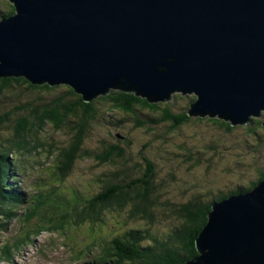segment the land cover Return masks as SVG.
Masks as SVG:
<instances>
[{
  "label": "water",
  "instance_id": "95a60500",
  "mask_svg": "<svg viewBox=\"0 0 264 264\" xmlns=\"http://www.w3.org/2000/svg\"><path fill=\"white\" fill-rule=\"evenodd\" d=\"M0 77L111 88L150 101L193 93L190 115L264 113V0H10ZM185 264H264V179L215 202Z\"/></svg>",
  "mask_w": 264,
  "mask_h": 264
},
{
  "label": "trees",
  "instance_id": "16d2710c",
  "mask_svg": "<svg viewBox=\"0 0 264 264\" xmlns=\"http://www.w3.org/2000/svg\"><path fill=\"white\" fill-rule=\"evenodd\" d=\"M8 3L10 9L4 16L15 11L14 4ZM185 95L189 102L182 106L168 99L150 101L135 91L111 88L87 101L67 84H34L22 76L0 77V229L19 216L18 210L22 206L28 209L25 212L27 235L47 230L70 234L74 228H82L87 223L89 229L95 231L108 222L103 216L106 211L126 210L125 219H143L147 225L126 227L120 233L100 240L99 244L104 246L103 253L95 255L90 264H185L198 255L195 241L208 221L213 203L251 190L264 179V170H257L256 178L247 183L238 182L232 187L225 186L224 180L217 183V177H213L209 170L214 167L213 158L218 156L214 150L218 147L210 142L206 149L197 148L187 140L189 135L185 136L184 132L186 128H198L202 123L225 133L238 126L218 116L190 115L189 108L196 97L190 93ZM113 114L120 119L110 118ZM127 123L131 124L132 136L135 130H142L147 135L154 131L153 139L156 141L174 134V142L180 140L173 144L174 156L177 159L182 157L180 163L189 171L202 165L206 153H212L213 157L204 164L207 170L202 185L199 182L186 184L180 191L181 202L166 200L161 191L167 184L162 179L158 180L161 173L155 160L144 152L132 160L129 151L120 143L123 139L126 145L130 144L129 133L128 136L119 133L115 140L110 137L100 140L97 146H88L93 127ZM48 126L53 133H66L67 142L58 144L52 133L43 134ZM240 126L245 127L246 134L257 133L264 130V120L254 116ZM196 138L192 136L193 140ZM165 139L163 142L167 143ZM214 140L220 146L221 142ZM151 144L147 141L143 147L149 148ZM38 150L54 157L53 163L46 188L27 200L12 180L22 171L26 158L30 159ZM78 159H93L99 164L115 166L113 172L96 178L102 184L93 195H85L83 189L74 188L75 184H67ZM216 165L220 166V159H216ZM222 171L229 177L233 175L230 167ZM170 173L177 183L176 172ZM241 173L243 175L245 171ZM67 185L71 186L70 194L65 193ZM37 220L39 222H34ZM161 221L167 222L164 232L154 230L155 224ZM25 240L30 239L26 236ZM25 240L20 236L14 247L23 245ZM4 245L3 254L12 253V244ZM90 251L93 253L92 249Z\"/></svg>",
  "mask_w": 264,
  "mask_h": 264
},
{
  "label": "rangeland",
  "instance_id": "374dc122",
  "mask_svg": "<svg viewBox=\"0 0 264 264\" xmlns=\"http://www.w3.org/2000/svg\"><path fill=\"white\" fill-rule=\"evenodd\" d=\"M8 2L11 3L10 0H0V12L2 14H5V12L10 9ZM1 18L2 17H0V19ZM180 94L182 93L174 92L171 99L168 100L181 104L182 106H187L189 99L185 94ZM190 95L194 94L190 93ZM113 116L114 114L112 117L110 116V118L115 120L120 119V116L119 118ZM260 117L264 120V113L261 114ZM130 126L131 124L129 125V123L117 126L112 124L95 126L92 129L90 140L87 144L89 147L97 146L102 139L111 137L115 140L119 133L121 136L123 134L128 136L129 133L130 137L128 136V138L131 140L130 144L126 145L123 139H119L121 141L120 143L129 151L132 160L137 159L140 152H144L148 157L155 160L157 170L161 173L158 180L162 179L167 184L161 191L162 197L166 200L181 202L180 191L186 184L191 182H199L201 184L205 179V171L207 170L205 162L213 157L212 153H206L203 156L202 165L189 171V168L180 163L182 157L177 159L174 156L175 147L173 144L180 141L174 142L172 139L174 134L168 135L166 139L159 138L155 141L153 139L154 131L147 135L143 133L142 130H135L132 136L130 134ZM236 126L238 127L233 131L225 133L215 127H208L205 123H202L198 125V128H195V126L192 128L188 127L184 132L185 136L189 135V139L186 137L187 140L192 141L194 145L196 144L197 148L206 149L210 142L218 147V149L214 150L215 155L218 156L213 158L214 167L209 170V173L213 175V177H217V183H222V180H224V185L229 187L236 186L238 182H250V180L256 178L257 170H264V130H259L257 133L246 134L244 126H240V124H236ZM52 131L53 129L51 126H48L43 134L52 133L58 144H65L67 142L68 136L66 133L63 131L53 133ZM114 134L116 136H114ZM193 135L197 136L194 140L192 139ZM164 139L167 143L163 142ZM214 139L221 142L220 146ZM147 141L152 142L151 147L144 148L143 145ZM222 152H224V156ZM32 155V159L26 158V162H24L21 167L22 171L17 173L16 179L12 180L18 192L24 193L27 198L36 195L39 190L46 188L45 183L49 177V172H51L50 170L54 158L50 155L47 156L44 150H38V152L35 154L32 153ZM216 159H220L219 167L216 165ZM130 164L131 162H129V165ZM245 166L248 167L244 168ZM226 167L233 169L232 177H229L226 173L223 174L222 169H226ZM215 169L217 170L215 171ZM114 170L115 166L112 164H99L93 159H78L75 162L72 172L68 176L67 184H75L74 188L78 190L83 189L84 191H80H83L85 195H93L102 184L101 181L98 182L96 178H100L102 174L113 172ZM242 170L245 171L243 175L242 173L240 174ZM170 171H175L178 175L177 183V180L174 181L175 177L172 176ZM69 188H71V186L67 185L65 193L70 194L71 190H69ZM186 196L187 194L185 197ZM183 197L182 199L185 200L186 198ZM27 210H25L24 206L20 207L18 212L21 215L13 218L6 223L4 228L0 229V264H85V262H92L95 255L102 252L104 246L99 244L100 240L118 234L126 227L147 225V223H144L147 221L143 219H125L126 210L118 212L110 209L103 214L105 217L104 220H108V222H105L101 228L95 231H91L89 229V223H87L85 226H81L82 228H74L70 234L47 230L41 234L31 233L27 235L26 230L28 225L25 221L26 219L24 221L22 219L24 216L23 213ZM34 222L39 221L37 220ZM35 226L36 225L33 227ZM154 228V230L164 232L167 229V222H157ZM20 236H22L24 240L25 237L28 236L30 240H25L23 245L14 247L15 240L19 239ZM6 243L9 245L12 244V253L3 255V247ZM90 249L93 250V254L91 251V253L88 252Z\"/></svg>",
  "mask_w": 264,
  "mask_h": 264
},
{
  "label": "flooded vegetation",
  "instance_id": "af4514ba",
  "mask_svg": "<svg viewBox=\"0 0 264 264\" xmlns=\"http://www.w3.org/2000/svg\"><path fill=\"white\" fill-rule=\"evenodd\" d=\"M11 3H12V2H11ZM11 3H10V4H11ZM15 11H16V10H15ZM15 11H14V13H15ZM14 13H13V14H14ZM13 14H12V15H13ZM8 16H10V15H8ZM8 16H4V15L0 12V17L3 18V17H8ZM195 99H196V98H195ZM195 99H194V100H195Z\"/></svg>",
  "mask_w": 264,
  "mask_h": 264
}]
</instances>
